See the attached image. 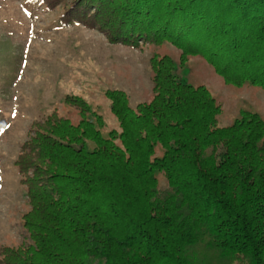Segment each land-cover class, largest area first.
<instances>
[{
    "label": "trees",
    "instance_id": "1",
    "mask_svg": "<svg viewBox=\"0 0 264 264\" xmlns=\"http://www.w3.org/2000/svg\"><path fill=\"white\" fill-rule=\"evenodd\" d=\"M69 2L67 18L87 13L125 45L167 42L179 63L151 57V97L134 107L107 92L106 135L94 113L41 121L15 163L29 243L0 264H264V120L241 110L218 126L208 89L179 75L199 57L226 85L264 91V0Z\"/></svg>",
    "mask_w": 264,
    "mask_h": 264
},
{
    "label": "rangeland",
    "instance_id": "2",
    "mask_svg": "<svg viewBox=\"0 0 264 264\" xmlns=\"http://www.w3.org/2000/svg\"><path fill=\"white\" fill-rule=\"evenodd\" d=\"M69 1L0 0V262L7 251L29 243L22 228L29 204L15 163L41 121L49 115L77 125L83 113H94L101 116L106 135L117 130L107 92L124 93L134 107L151 97V57L179 63L180 51L167 42L125 45L112 40L114 30L86 26L87 13L79 14L85 23L79 15L67 18ZM80 3L74 10L81 12ZM181 69V79L206 87L220 105L218 126L230 124L241 110L264 120V91L226 85L199 57H189ZM76 99L84 102L80 108ZM158 179L164 188L165 180Z\"/></svg>",
    "mask_w": 264,
    "mask_h": 264
}]
</instances>
